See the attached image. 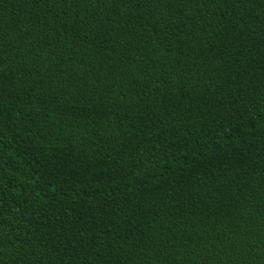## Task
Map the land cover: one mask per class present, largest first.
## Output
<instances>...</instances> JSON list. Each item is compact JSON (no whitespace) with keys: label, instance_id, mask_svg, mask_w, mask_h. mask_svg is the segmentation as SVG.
Segmentation results:
<instances>
[{"label":"trees","instance_id":"trees-1","mask_svg":"<svg viewBox=\"0 0 264 264\" xmlns=\"http://www.w3.org/2000/svg\"><path fill=\"white\" fill-rule=\"evenodd\" d=\"M0 264H264V0H0Z\"/></svg>","mask_w":264,"mask_h":264}]
</instances>
